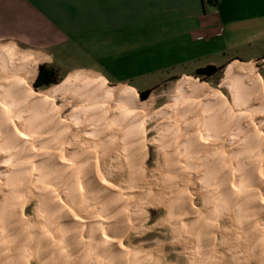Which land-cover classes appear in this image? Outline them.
<instances>
[{"label":"bare ground","instance_id":"bare-ground-1","mask_svg":"<svg viewBox=\"0 0 264 264\" xmlns=\"http://www.w3.org/2000/svg\"><path fill=\"white\" fill-rule=\"evenodd\" d=\"M41 61L0 46V264H264V91L253 67H227L230 105L182 79L149 115L132 89L85 74L35 93ZM155 119L161 176L146 168ZM150 208L165 212L155 227H167V263L163 249L123 244L148 231Z\"/></svg>","mask_w":264,"mask_h":264},{"label":"crops","instance_id":"crops-1","mask_svg":"<svg viewBox=\"0 0 264 264\" xmlns=\"http://www.w3.org/2000/svg\"><path fill=\"white\" fill-rule=\"evenodd\" d=\"M1 45L139 91L263 60L264 0H0Z\"/></svg>","mask_w":264,"mask_h":264},{"label":"rangeland","instance_id":"rangeland-1","mask_svg":"<svg viewBox=\"0 0 264 264\" xmlns=\"http://www.w3.org/2000/svg\"><path fill=\"white\" fill-rule=\"evenodd\" d=\"M19 54H27V53L19 52ZM28 55H30V54H28ZM233 63L234 62H231L228 65L219 68V71L214 76H212L210 78H206L204 76H196L194 73L193 75L188 76V77L166 79V80H164L158 84H154V85L150 84L149 88L144 89V90H139V91L138 90L135 91L134 88L132 89V86L130 84H115L112 82H106V84L109 88H112V89L122 88V87H127V88L130 87V89H132L136 93V95L138 97V101L140 103H145V113L149 114V115H152L153 113H157L158 111H160L161 109H163L164 107L169 105V102L171 103L170 100L173 96L174 86L176 85L177 82L181 81L182 79H190L193 82H197L200 85H202L204 87V90H206V91L207 90L217 91L221 95L223 100H225V102L230 105L231 97H230L229 91L227 89L226 82L225 83H222V82L224 80L225 71H226L227 67L232 65ZM239 64H242V63H238L237 66H239ZM244 66H246L245 68L253 67V68H251L252 72L254 70L253 75L254 76L256 75L260 78L261 83H262V91H264V59L261 61H258L257 63H250L249 65L244 64ZM49 67L53 68L56 72L57 84H55L53 86H57V85L61 84L66 79H68L72 76L74 77V75L76 76V75H84L85 74V75H89V76H100V77H102L101 75H99L97 73H93V72L75 71V72L67 73V71L64 67L63 68L62 67H56L54 65L49 66ZM75 73H82V74H75ZM2 77H4V75L1 74V72H0V78H2ZM35 78H34V80H35ZM34 80L30 84V87L35 93H43V92H45L48 89L53 87V86H50L48 88L35 90L33 88ZM147 81L151 82L152 78H150V79L148 78ZM145 91H150L149 95L147 96V98L145 100H141L140 95H141V93H143ZM257 103H258V101H255V99H253L250 102V105L253 104L252 106L256 107ZM254 104H256V105H254ZM60 105H61V101H59L57 99L55 101V107L58 108ZM69 113L70 112L68 109L65 111L63 116L65 117V115H68ZM160 123L163 125V123L161 122L160 119H155V120L151 121L146 126L145 139H146L147 143L151 139L158 136V134L160 132H162L163 126ZM146 148H147L146 168L150 171L155 172L156 175L159 174L161 176L163 174V171H164L163 170V163H162L163 162L162 154L159 152V150L157 149V147L155 145L148 143V145H146ZM233 164H234V162H233ZM199 206L200 205H198V207ZM33 213H34V203L28 205V207L26 209V215L32 217ZM164 214H165V212L161 208H159V209L158 208L157 209H152V208L148 209L147 214H146V220L144 223V227L146 229H148V231L143 233L142 236L132 235L130 238L124 239L123 244L125 246H131V248L133 249V252L137 253V254H140V253L143 254V253H147L149 251H154V250L159 251V250L163 249L164 255H165V257L162 259L165 262L164 261L163 262L167 263L170 260L172 261L175 258V256H174L172 248L169 244L170 237L168 236L167 227L166 226L155 227L156 222L159 219H161L164 216Z\"/></svg>","mask_w":264,"mask_h":264},{"label":"trees","instance_id":"trees-1","mask_svg":"<svg viewBox=\"0 0 264 264\" xmlns=\"http://www.w3.org/2000/svg\"><path fill=\"white\" fill-rule=\"evenodd\" d=\"M212 0H208L207 2L210 3ZM219 69H216L211 66H207L202 69H198L195 72L196 76H204L206 78H210L214 76ZM57 84V77H56V72L53 68L46 66V65H40L37 69V75L33 83V88L35 90L43 89V88H48L50 86H53ZM54 87V86H53ZM150 91H145L141 93L140 99L145 100L147 96L149 95Z\"/></svg>","mask_w":264,"mask_h":264},{"label":"built area","instance_id":"built-area-1","mask_svg":"<svg viewBox=\"0 0 264 264\" xmlns=\"http://www.w3.org/2000/svg\"><path fill=\"white\" fill-rule=\"evenodd\" d=\"M206 1H208V0H206Z\"/></svg>","mask_w":264,"mask_h":264}]
</instances>
